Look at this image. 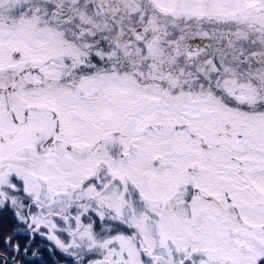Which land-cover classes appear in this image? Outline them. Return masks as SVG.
I'll return each mask as SVG.
<instances>
[{"label": "snow or ice", "instance_id": "6c2138e0", "mask_svg": "<svg viewBox=\"0 0 264 264\" xmlns=\"http://www.w3.org/2000/svg\"><path fill=\"white\" fill-rule=\"evenodd\" d=\"M0 264H264V0H0Z\"/></svg>", "mask_w": 264, "mask_h": 264}]
</instances>
